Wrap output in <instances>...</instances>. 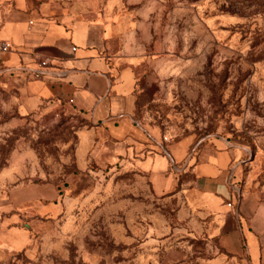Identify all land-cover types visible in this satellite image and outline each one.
Masks as SVG:
<instances>
[{
  "label": "rangeland",
  "instance_id": "1",
  "mask_svg": "<svg viewBox=\"0 0 264 264\" xmlns=\"http://www.w3.org/2000/svg\"><path fill=\"white\" fill-rule=\"evenodd\" d=\"M108 4L136 28L128 53L140 57L131 115L140 134L187 158L200 144L241 150V186L264 199V0H100ZM3 60L0 264L210 263L215 242L180 220L176 197H157L121 162L79 165L89 122L23 115Z\"/></svg>",
  "mask_w": 264,
  "mask_h": 264
},
{
  "label": "crops",
  "instance_id": "2",
  "mask_svg": "<svg viewBox=\"0 0 264 264\" xmlns=\"http://www.w3.org/2000/svg\"><path fill=\"white\" fill-rule=\"evenodd\" d=\"M69 1L73 7L46 1L36 10L23 0H0V40L16 48L0 61L9 56L3 64L22 114L81 116L90 127L78 133L80 166L121 162L145 175L157 197H176L180 220L215 242L209 264H264V199L241 186L243 152L204 146L190 160L142 136L131 116L140 57L128 51L136 28L110 4ZM41 60L50 62L51 74L37 79Z\"/></svg>",
  "mask_w": 264,
  "mask_h": 264
},
{
  "label": "built area",
  "instance_id": "3",
  "mask_svg": "<svg viewBox=\"0 0 264 264\" xmlns=\"http://www.w3.org/2000/svg\"><path fill=\"white\" fill-rule=\"evenodd\" d=\"M10 49V44L8 42L0 40V55L10 52ZM49 74H51V70L48 60L39 61L36 68L33 70V75L37 79H41Z\"/></svg>",
  "mask_w": 264,
  "mask_h": 264
},
{
  "label": "trees",
  "instance_id": "4",
  "mask_svg": "<svg viewBox=\"0 0 264 264\" xmlns=\"http://www.w3.org/2000/svg\"><path fill=\"white\" fill-rule=\"evenodd\" d=\"M201 149H202V144L196 147V149L193 151V154L190 156V160L196 157Z\"/></svg>",
  "mask_w": 264,
  "mask_h": 264
}]
</instances>
